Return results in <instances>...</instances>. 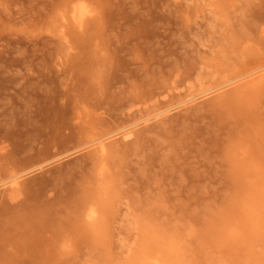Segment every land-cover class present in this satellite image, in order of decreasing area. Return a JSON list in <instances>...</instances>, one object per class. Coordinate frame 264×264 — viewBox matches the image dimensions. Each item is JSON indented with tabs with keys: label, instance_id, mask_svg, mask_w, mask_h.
Segmentation results:
<instances>
[{
	"label": "rangeland",
	"instance_id": "rangeland-1",
	"mask_svg": "<svg viewBox=\"0 0 264 264\" xmlns=\"http://www.w3.org/2000/svg\"><path fill=\"white\" fill-rule=\"evenodd\" d=\"M262 64L264 0H0V264H264Z\"/></svg>",
	"mask_w": 264,
	"mask_h": 264
},
{
	"label": "bare ground",
	"instance_id": "bare-ground-1",
	"mask_svg": "<svg viewBox=\"0 0 264 264\" xmlns=\"http://www.w3.org/2000/svg\"><path fill=\"white\" fill-rule=\"evenodd\" d=\"M86 12V8L83 5H79L77 7H75L74 9V14L77 16H83ZM264 76V64L255 67L245 73H242L238 76L229 78L227 81L223 82L222 84L218 85L216 88L217 89H221L224 86H227L237 80H241L243 78H248L251 81H260V79ZM214 88H210L205 90L204 92H202L201 94H198L199 97H204L206 95H208L209 93H211ZM197 96H193L191 99H194ZM190 99V100H191ZM185 102V101H184ZM167 110V109H166ZM165 110V111H166ZM162 111H159V113ZM157 113V114H159ZM135 125V123H130L127 125H124L120 128H117L116 130L108 133L107 135H105L104 137L108 136H114V135H120V137H124V138H128L133 134V126ZM162 128V127H161ZM171 130H168V128L163 131V137L165 138H169L170 134H171ZM160 137L162 136V132L160 130ZM147 141V137L144 136H136V140L132 141V142H127L124 143L123 145L117 146V145H110L107 144L104 139L102 138H96L93 139L91 141V143L95 144V153L92 156V159H95V162L99 164V177H96L95 182L97 184V188H102L103 190H105V188L103 186H107L109 184H112L114 182V175L108 171H106L108 164V158L107 156H113L116 155L118 153H121V151H124L123 155H126L130 152L129 146L132 145V148H134L133 146H142L145 145ZM117 156V155H116ZM13 157V156H12ZM115 157V156H114ZM0 160H3V162L5 163V166H3V168H0V174H3V177L0 179H5L6 181L10 182V185L12 187H15L19 184L18 181V177L20 174H15L13 172V170H11V166H13V159L10 158L9 154L4 153L3 156H0ZM5 160V161H4ZM10 166V167H9ZM92 195L91 194H85L84 197L81 199V203H78V207L80 206V210L82 209V215L85 217L86 221L88 224L92 225V226H98L99 224V207L90 202V200ZM8 223H6L4 226H6ZM7 257H0V261L5 262L7 261ZM142 260H148L152 263L155 264H159L162 263V261L160 260V258L158 257V255H153V256H148V255H144L142 257Z\"/></svg>",
	"mask_w": 264,
	"mask_h": 264
}]
</instances>
